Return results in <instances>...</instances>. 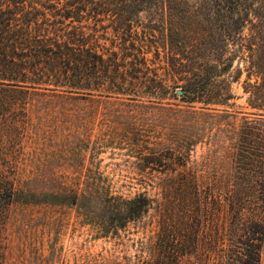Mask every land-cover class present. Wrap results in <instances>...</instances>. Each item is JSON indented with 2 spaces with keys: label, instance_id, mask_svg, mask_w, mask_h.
<instances>
[{
  "label": "trees",
  "instance_id": "trees-1",
  "mask_svg": "<svg viewBox=\"0 0 264 264\" xmlns=\"http://www.w3.org/2000/svg\"><path fill=\"white\" fill-rule=\"evenodd\" d=\"M242 75L249 111L239 116L228 107ZM94 96L148 98L171 118L147 157L153 194L108 215L140 223L147 256L136 264H260L264 0H0V109ZM13 174L0 170V214Z\"/></svg>",
  "mask_w": 264,
  "mask_h": 264
},
{
  "label": "rangeland",
  "instance_id": "rangeland-1",
  "mask_svg": "<svg viewBox=\"0 0 264 264\" xmlns=\"http://www.w3.org/2000/svg\"><path fill=\"white\" fill-rule=\"evenodd\" d=\"M243 78L231 84L228 107L239 116L249 111ZM150 100L94 96L0 109V170L14 173L12 202L0 214L2 264H136L147 256L140 223L118 227L108 215L119 217L124 198L153 194L157 174L147 157L171 118ZM202 151L193 148L191 164ZM46 193L78 196L51 202Z\"/></svg>",
  "mask_w": 264,
  "mask_h": 264
},
{
  "label": "water",
  "instance_id": "water-1",
  "mask_svg": "<svg viewBox=\"0 0 264 264\" xmlns=\"http://www.w3.org/2000/svg\"><path fill=\"white\" fill-rule=\"evenodd\" d=\"M176 93H177L178 95H180V94L182 93V90L178 89V90L176 91Z\"/></svg>",
  "mask_w": 264,
  "mask_h": 264
}]
</instances>
